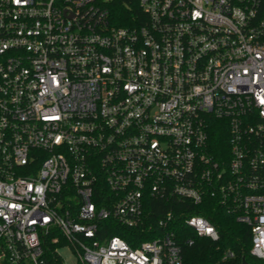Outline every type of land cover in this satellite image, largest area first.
Masks as SVG:
<instances>
[{"label":"built area","instance_id":"2783aa9c","mask_svg":"<svg viewBox=\"0 0 264 264\" xmlns=\"http://www.w3.org/2000/svg\"><path fill=\"white\" fill-rule=\"evenodd\" d=\"M111 2L0 0V264H65L62 248L77 264H183L173 210L137 247L108 230L143 228L151 200L207 198L264 261V0H140L135 27L112 24Z\"/></svg>","mask_w":264,"mask_h":264},{"label":"trees","instance_id":"16d2710c","mask_svg":"<svg viewBox=\"0 0 264 264\" xmlns=\"http://www.w3.org/2000/svg\"><path fill=\"white\" fill-rule=\"evenodd\" d=\"M111 22L117 27H135L146 22L147 17L140 6V0H112L110 3ZM210 149L216 159L229 154V133L220 121L211 124ZM227 158V157H225ZM175 211L174 229L176 241L182 248L183 264H241L245 258L251 264H264L251 254L252 231L245 224L237 221L235 215L222 208L217 201L207 198L203 204L194 206L191 203L178 201L151 200L147 213V222L141 229H127L114 224L108 230L111 237H123L132 246L137 247L145 241H151L157 232V222L163 212ZM200 215L209 219L218 229L220 238L213 241L207 237H199L185 223V219ZM114 226V227H113ZM140 235L134 240L130 235ZM235 256L225 259L227 251Z\"/></svg>","mask_w":264,"mask_h":264},{"label":"rangeland","instance_id":"374dc122","mask_svg":"<svg viewBox=\"0 0 264 264\" xmlns=\"http://www.w3.org/2000/svg\"><path fill=\"white\" fill-rule=\"evenodd\" d=\"M60 254L63 257L65 264H77V258L73 255L69 248H62Z\"/></svg>","mask_w":264,"mask_h":264},{"label":"water","instance_id":"95a60500","mask_svg":"<svg viewBox=\"0 0 264 264\" xmlns=\"http://www.w3.org/2000/svg\"><path fill=\"white\" fill-rule=\"evenodd\" d=\"M241 264H251L249 263L245 258L242 260V263Z\"/></svg>","mask_w":264,"mask_h":264}]
</instances>
